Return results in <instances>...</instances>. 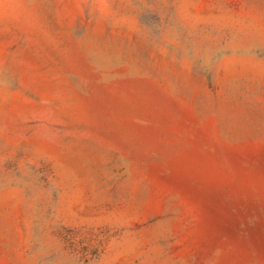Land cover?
I'll return each mask as SVG.
<instances>
[{"label": "rangeland", "instance_id": "rangeland-1", "mask_svg": "<svg viewBox=\"0 0 264 264\" xmlns=\"http://www.w3.org/2000/svg\"><path fill=\"white\" fill-rule=\"evenodd\" d=\"M0 264H264V0H0Z\"/></svg>", "mask_w": 264, "mask_h": 264}]
</instances>
